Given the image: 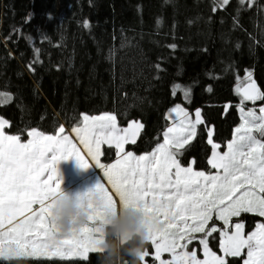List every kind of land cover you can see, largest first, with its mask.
Masks as SVG:
<instances>
[{
    "label": "trees",
    "instance_id": "trees-1",
    "mask_svg": "<svg viewBox=\"0 0 264 264\" xmlns=\"http://www.w3.org/2000/svg\"><path fill=\"white\" fill-rule=\"evenodd\" d=\"M262 6L264 0L244 9L230 0L215 11L213 0H0V90L13 96L0 105L11 124L6 131L25 140L32 128L55 133L64 124L79 126L82 114L110 112L120 126L131 120L144 125L137 144L125 146L142 153L161 141L167 111L182 101L191 110L200 108L204 123L181 160L189 164L194 158L196 169L213 172L208 128L224 149L241 122L237 80L251 71L264 91ZM177 84L190 88V101L181 90L174 94ZM104 151V162L116 158L114 149L104 145ZM241 220L249 233L264 218L233 219ZM213 235L217 239L209 238V245L220 254L219 235ZM146 250L142 264H159L150 242ZM19 264L85 262L20 258ZM87 264H97L96 254H89Z\"/></svg>",
    "mask_w": 264,
    "mask_h": 264
},
{
    "label": "snow or ice",
    "instance_id": "snow-or-ice-1",
    "mask_svg": "<svg viewBox=\"0 0 264 264\" xmlns=\"http://www.w3.org/2000/svg\"><path fill=\"white\" fill-rule=\"evenodd\" d=\"M229 3L213 0V11ZM238 4L241 9L251 8L257 0H238ZM234 24L239 26L236 18ZM84 27H90L87 21ZM169 47L174 49L175 45ZM114 55L110 50L109 59ZM28 67L35 70L31 64ZM156 67L159 70V65ZM245 80L236 89L242 103L264 101V91L251 71ZM177 90H181L180 85L174 86V94ZM189 94L190 90H183L185 97ZM10 100V94L0 93V105ZM258 112L252 108L245 113L222 153L209 130L207 142L212 145V155L208 164L216 170L211 174L194 171V161L185 167L178 159L196 137L197 126L204 123L200 110H196L193 120L187 110L173 108L169 116L175 113L181 117L179 124L168 127L162 133L163 142L143 155L126 151L125 146L137 144L144 125L132 121L120 127L114 113L82 114L79 126L71 128L78 143L65 134L63 126L56 134L32 128L26 132L30 138L22 141L20 134L5 131L11 124L0 117V264H19L21 257L87 264L89 254L102 250L100 225L107 211L114 213L118 206L126 209L132 204L143 206L149 242L159 264H230L229 258H238L241 264H264V220L247 234L242 220L232 222L233 217L242 214L264 218V106ZM104 145L107 150H115L114 162H101ZM71 157L83 168L92 166L89 160L93 161L106 183L100 181L93 189L78 193L93 209L88 223L71 235L54 239L56 225L51 208L62 193L56 165ZM97 192L103 194V202L94 207L91 198ZM214 215L222 225H210ZM213 234L219 235L220 254L209 247V238L217 239ZM194 241L202 246L203 259L198 258ZM189 245L193 246L191 250ZM163 253H170L171 258L161 259ZM148 255L145 250L142 262Z\"/></svg>",
    "mask_w": 264,
    "mask_h": 264
},
{
    "label": "clouds",
    "instance_id": "clouds-1",
    "mask_svg": "<svg viewBox=\"0 0 264 264\" xmlns=\"http://www.w3.org/2000/svg\"><path fill=\"white\" fill-rule=\"evenodd\" d=\"M78 191L65 190L57 196L51 208V217L55 221L54 239L73 234L88 223L90 209L88 201L81 200ZM103 194L97 192L91 203L99 207ZM103 237L96 253L97 264H142V254L149 243V228L146 213L142 205H129L126 209L118 206L113 213L107 211L100 225Z\"/></svg>",
    "mask_w": 264,
    "mask_h": 264
},
{
    "label": "rangeland",
    "instance_id": "rangeland-1",
    "mask_svg": "<svg viewBox=\"0 0 264 264\" xmlns=\"http://www.w3.org/2000/svg\"><path fill=\"white\" fill-rule=\"evenodd\" d=\"M245 76H246V75H245ZM245 76H244L243 78L237 80V83L235 84V88H234L236 94L239 96V102H238L237 108H238L239 116H240V118H241V122H240L237 126H239V125L242 123V118L244 117L245 113H246L249 109L256 108V109H257V114H259V112H258L259 107L264 106V104L261 103V101H256V102L246 101V102H243V103H242V96H241L240 94H238V92L236 91V89H237L238 86H241V87H242L243 84L247 82V81L245 80ZM253 79H254V77H253ZM254 80H255V79H254ZM177 85H180V86H181V93H182V95H183V90H185V89L190 90V88L187 87V86H183V85H181V84H177ZM177 91H178V90H177ZM177 91H175V93H176ZM0 93L10 94V96H11V100H12V97H13V96H12V94H11L10 92L0 90ZM183 97H184V99H185L186 101H190V100H191V96H190V94H189L188 97H185L184 95H183ZM11 100H10V101H11ZM5 103H8V102H5ZM176 106H180L181 108L187 110V112H188L189 114H191V118H192L193 120L195 119V115H194V114H195L196 110H200V108H196V109H194V110H191V109H190V108H189L184 102H182V101H179V102L175 103V104H174L171 108H169V110L167 111V118H168V120H169V125L165 128V130H166L168 127H170V126H173L174 124H177V125L179 124V121H180L181 117L177 116L175 113H172V115L169 116L170 111H171L173 108H175ZM241 107H243V109H244L243 112H241ZM103 113H105V112H103ZM200 113H201V110H200ZM100 114H102V113H98V114H87V115L92 116V115H100ZM0 117H2L3 119L7 120L6 118H4V117L1 116V115H0ZM201 118H202V115H201ZM202 120H203V119H202ZM7 121H8V120H7ZM132 121H138V120H132ZM132 121H131V122H132ZM139 122H140V121H139ZM62 126L65 128V134H68V135H70V136H71V134H73V135L76 137L75 133L70 132V131L68 130V127H67V126H64V125H62ZM127 126H128V125H127ZM127 126H124V127H127ZM237 126H236V127H237ZM236 127H235V128H236ZM235 128H234V129H235ZM70 129H71V128H70ZM38 130H39V129H38ZM165 130H164V131H165ZM209 130L212 131L211 139L213 140V127H212V126L209 127V128H208V132H209ZM5 131H6V129H5ZM40 131H41V130H40ZM164 131H163V132H164ZM6 132H7V131H6ZM42 132H43V131H42ZM7 133H8V132H7ZM44 133H45V134H56V132H55V133H46V132H44ZM196 133H197V128H196ZM9 134H11V133H9ZM233 137H234V130H233V133H232V137H231V139H229L228 141L232 140ZM29 138H30V137H28L27 139H29ZM71 138H72V136H71ZM76 138H77V137H76ZM27 139L24 140V139L21 138L22 141H26ZM72 139H73V138H72ZM77 139H78V138H77ZM208 139H209V136H207V141H208ZM213 141H214V140H213ZM228 141H227V142H228ZM162 142H163V136H162V139H161V141H160L159 143H162ZM214 143H216V142L214 141ZM210 145H211V144H210ZM155 147H156V146H155ZM155 147H154V148H155ZM154 148H153V149H154ZM125 149H126V147H125ZM153 149H152V150H153ZM82 150H83V149H82ZM152 150L147 151V152H142V153H136V152H134V151H132V152H134L136 155H143V154H145V153H149V152H151ZM226 150H227V149H226V146H225L224 149H222V148L220 147V149H219L218 151H220V152L222 153V152H224V151H226ZM102 151H104V146H102ZM126 151H131V150H127V149H126ZM211 155H212V145H211V153H210L209 158L211 157ZM178 159L180 160L182 166H185V167L189 166L190 162L194 161V158H191L189 164H185V163H183V161L181 160V156H179ZM114 160H115V159H113V160L110 161V162H104V161L102 160V157H101V162H103V163H111V162H114ZM89 163L92 164V165L94 164V162H93V161H90V160H89ZM57 164H62V165H67V166H69V167H73V169H66V170L61 169V170H60L61 172H62V171H65V173L71 172V174H69L70 181H73V180L76 178V176H77V174H76L77 167H76V166H80V167H81L79 161H78L75 157H71V158H68V159H64V160L58 162ZM191 166L193 167V170H194V171H204V172L207 173V174H211V173H213V172L216 171V170H215V171H213V172H207V171H205V170H199V169H196V168L194 167V163H192ZM81 168H82V167H81ZM83 170L86 171V172L88 173L87 181L84 182L83 184L77 185L75 188H72V189H71L72 191H78L79 193H81L82 190H83V192H87L88 190L93 189V188L96 186V184H97L98 182H100V181H102L103 183H106V178L103 177V172H102V170H101L99 167H98V171H95V172H91V171L93 170L92 166H90V167H88V168H84ZM66 182H69V181L66 180ZM85 185H88V186H89V189H88V190H86L85 188L82 189V186L84 187ZM109 190H111L110 187H109ZM234 218H235V217L232 218V222H233V223H235V222L233 221ZM213 222L217 223L218 225H222V223H223L222 221H216V219H215V215L213 216V221H210V222H209L210 225H211ZM236 222H238V221H236ZM258 222H261V221H258ZM258 222H257V223H258ZM244 232H245V231H244ZM245 234H247V233L245 232ZM196 235H197V236H200L201 234H196ZM195 242H196V241H195ZM200 246H201V245H200ZM195 247H196V244H195ZM209 247H210V245H209ZM201 248H202V246H201ZM210 248H211V247H210ZM197 255H198V254H197ZM21 258H24V257H21ZM170 258H171L170 253H163L162 256H161V259H165V260H168V259H170ZM198 258L203 259V255H202V256H199V255H198Z\"/></svg>",
    "mask_w": 264,
    "mask_h": 264
},
{
    "label": "crops",
    "instance_id": "crops-1",
    "mask_svg": "<svg viewBox=\"0 0 264 264\" xmlns=\"http://www.w3.org/2000/svg\"><path fill=\"white\" fill-rule=\"evenodd\" d=\"M127 125H125V126H127ZM64 126H66V125L64 124ZM120 127H124V126H120ZM68 130L71 132L70 128H68ZM71 136H72L74 142L78 143V139L73 134H71ZM62 160H64V159H62ZM62 160H60V161H62ZM56 166L58 168V173H59L58 174V179L62 181L61 187L63 189H65V190H71L72 188H75L77 185L83 184L84 182L87 181L88 173L83 170L84 169L83 167L81 168L80 166H76L77 167V170H76L77 176H76V178L73 181H70L69 174H71V172L65 173V171L61 172L60 170L61 169H63V170L73 169V167H69L67 165H62V164H57ZM92 168H93V170L91 172L98 171V167L95 166L94 164L92 165ZM66 180H68L69 182H66ZM83 188L88 190L89 186L88 185H85L84 187L82 186V189ZM81 193H83V190H82Z\"/></svg>",
    "mask_w": 264,
    "mask_h": 264
},
{
    "label": "water",
    "instance_id": "water-1",
    "mask_svg": "<svg viewBox=\"0 0 264 264\" xmlns=\"http://www.w3.org/2000/svg\"><path fill=\"white\" fill-rule=\"evenodd\" d=\"M256 84H257V82H256ZM258 85V84H257Z\"/></svg>",
    "mask_w": 264,
    "mask_h": 264
}]
</instances>
